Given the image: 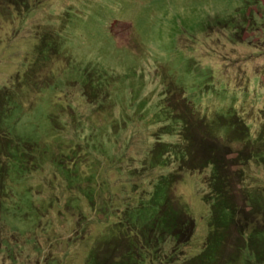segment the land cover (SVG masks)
Wrapping results in <instances>:
<instances>
[{
	"label": "rangeland",
	"instance_id": "rangeland-1",
	"mask_svg": "<svg viewBox=\"0 0 264 264\" xmlns=\"http://www.w3.org/2000/svg\"><path fill=\"white\" fill-rule=\"evenodd\" d=\"M41 38L54 50L45 58L51 65L30 74ZM14 82L15 90L20 88L5 108L6 122L23 140L37 142L33 145L44 155L37 163L41 169L27 180L41 187L44 199L59 203L54 208L43 203L45 213L34 205L38 188L21 187L17 194L22 177L10 176L11 204L19 206L0 215L7 229L0 228V264H86L88 241H79L81 225H76L80 212L62 206L85 186L75 176L74 187L67 186L52 159L67 158L87 175L94 173L105 184L96 197L109 195L108 187L122 200L136 192L126 170L136 167L141 173L155 138L182 139L169 138L160 128L163 122L154 123L152 117H166L160 108L177 113L191 108L196 117L205 116L210 130L214 118L231 110L252 135L264 129V0H0V87L11 89ZM52 119L66 125L61 133L50 129ZM179 123L176 115L171 124ZM230 147L232 157L241 144L231 141ZM259 169L250 164L248 172L263 181ZM163 170L145 172L144 183ZM207 170L182 172L173 190L194 222L184 257L196 254L206 235L208 205L201 195ZM78 197L86 228L96 234L99 226L90 222L102 216L85 196ZM169 256L156 264H174ZM152 258L156 262L152 253L146 255L143 264H155Z\"/></svg>",
	"mask_w": 264,
	"mask_h": 264
},
{
	"label": "trees",
	"instance_id": "trees-1",
	"mask_svg": "<svg viewBox=\"0 0 264 264\" xmlns=\"http://www.w3.org/2000/svg\"><path fill=\"white\" fill-rule=\"evenodd\" d=\"M17 1L13 0V3L16 4ZM46 40L41 38L35 45L36 60L28 68V73L32 74L43 66V70L50 67L51 63L46 64L48 60L45 58L52 55L54 50L47 48ZM40 76L41 73H37L36 80ZM16 85L14 82L11 89L0 87V131H8L7 135L0 133V215L13 211L15 204L19 206L17 202L11 204L13 190L7 185L13 174L22 177L15 192L21 194V187L38 188L39 194L34 205L41 207L46 213V208H54L59 201L51 196L44 199L40 195L43 191L41 187L32 184L26 177L41 169L37 163L44 155L33 145L37 142L33 139L30 142L23 140L10 130V125L6 122L8 119H5L9 116L5 108L12 105L15 95L12 94L13 90L19 91L20 88L15 90ZM176 110L177 108H160L157 112H165L167 119L163 115L159 120L152 119L155 124L161 125L163 122L160 128L169 138L180 134L182 139L164 141L161 136L155 138L150 150L152 155L146 153L140 164L141 173L136 167L133 170L128 167L124 175H127V179L130 178V184L136 189L134 194L128 196L129 199L123 197L120 200L108 187H105V191L109 195H103L104 198L96 197V194L103 192L105 184L98 183L94 173L89 172L87 175L81 167L66 161L67 158L52 159L56 171L65 179L67 186L74 187L73 176L75 180H83L85 187L80 188L78 193L85 196L89 207L102 216L100 219L96 218L97 222H90L99 226L97 233L92 234L86 228L88 222L81 209L79 194L71 193L63 201L62 206L65 208H78L80 212L76 225H81L79 241H88L86 264H143L145 256L150 253L155 257L156 262L152 258L155 264L161 263L163 254L170 255V260H175L174 264H264V180L260 181V177L248 172L252 164L259 166L264 176V129L252 135L248 126L241 122L242 118L228 110L225 116L214 118L211 131L206 125L205 116L196 117L191 108H180V114ZM176 115L180 119L177 127L171 124ZM189 116L194 119H188ZM63 125L66 126L52 119L50 129L56 128L60 132L64 129ZM16 137L19 141L16 140L15 148ZM231 141L241 144L240 148L234 150L232 157L228 156L232 153ZM170 165L174 167L172 170L168 169ZM161 166L166 172L145 184L143 174ZM205 168H208L203 179L206 190L202 192L201 199L208 205L206 235L199 251L191 257H184V248L190 241L194 222L173 190L182 172L201 173ZM149 183L151 185L147 186ZM74 185L78 188L80 184L74 182ZM43 203L50 206L43 207ZM0 228L7 231L1 221ZM2 235L0 232V243L4 239ZM168 243L171 244L166 252ZM180 252L181 259L177 260L174 255L177 254L178 257Z\"/></svg>",
	"mask_w": 264,
	"mask_h": 264
}]
</instances>
